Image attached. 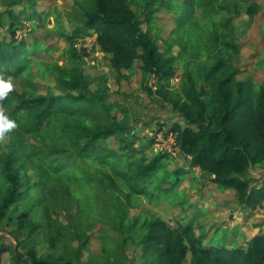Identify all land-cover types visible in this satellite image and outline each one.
<instances>
[{
    "label": "trees",
    "instance_id": "trees-1",
    "mask_svg": "<svg viewBox=\"0 0 264 264\" xmlns=\"http://www.w3.org/2000/svg\"><path fill=\"white\" fill-rule=\"evenodd\" d=\"M238 1L247 5L245 13L251 16L256 13L251 0ZM19 2L22 0H6L10 5ZM168 2L144 0V7L148 9L145 18L140 20L128 0H75L80 17L72 31L64 35L69 44L65 53L69 65H51L55 71L56 93L23 95L13 86H0V127L22 129L35 137L47 132L51 140L64 142L25 158L35 161L41 172L51 171L57 175L61 179L60 184L77 182L78 176L69 171V161L90 159L98 166L95 175L98 184L114 194L107 206L114 221L112 227L118 231L127 217V209L135 206L136 196L152 201H158L160 195L169 196L188 171L178 167L165 174L161 164L169 153L165 149L147 161L142 156L139 160L129 161L126 169L120 168L113 159L118 156L117 151L102 144L106 139L126 132L127 137H120V148H130L133 140L127 127L137 122L151 125L153 120L148 116L134 117V121L120 118L112 111L116 101L110 98L109 86L105 83L104 87L90 88L81 67L83 55L74 47L75 39L88 35L90 31L96 34L95 42L100 51L108 55L109 67L115 72L116 79L122 76L123 70L130 69L136 60H140V70L148 74L144 89L163 103L170 104L182 117L183 124L176 122L169 127L156 119L153 133L148 137L150 145L159 132L176 134L173 147L187 162L188 170L197 168L202 177L218 187L233 188L236 201L242 206L254 208L264 202V174H248L251 168L264 162V84L255 89L251 81L236 78L239 70L227 56L229 52L239 51L231 41V18L214 19L227 12L228 6L222 0H181L178 3L181 11L177 18L179 29L196 18L199 9L200 19L208 31L206 45L215 48V43H220L222 47L216 46L213 63L202 71L205 83L212 91L210 109L203 99L208 92L206 86L203 84L197 90L191 73L185 74L184 99L171 96L166 87L175 76V57L165 56L159 51L157 37L149 25L153 14L166 7ZM232 7L234 13H240L237 2ZM31 16L42 23L43 17L38 12L32 11ZM18 27L14 24L12 32ZM25 51L24 39H0V73L8 79L17 77L26 65L22 56ZM221 51L226 53V57L221 55ZM149 79H154V88L148 85ZM83 118L91 119L92 124L87 125ZM17 150L12 148L3 159L7 187L0 197V222L5 218L11 220L8 214L17 209V202L24 191V184L14 167ZM160 173L165 175L157 177ZM153 179L154 185L150 188ZM163 182H168L169 186L161 185ZM153 189L159 194H155ZM74 202L72 208L78 213L89 210L93 204L88 197H77ZM28 210L18 215L20 223L29 221ZM185 219L182 215L171 224L159 216L145 217L140 222L137 217L133 218L129 227L138 224L144 231L138 243L149 264H264V233L252 236L246 246L205 244L202 234L195 232L197 224H193V219L183 222ZM53 239L49 238L50 245L55 246ZM8 250L1 241L0 261ZM11 256L12 264H81L67 256L39 255L30 247L20 252L15 246Z\"/></svg>",
    "mask_w": 264,
    "mask_h": 264
},
{
    "label": "rangeland",
    "instance_id": "rangeland-1",
    "mask_svg": "<svg viewBox=\"0 0 264 264\" xmlns=\"http://www.w3.org/2000/svg\"><path fill=\"white\" fill-rule=\"evenodd\" d=\"M128 1L137 17L143 20L148 9L144 7V0ZM168 1L166 7L153 14L149 25L151 32L157 37L159 51L165 56L175 57V76L166 87L171 96L184 99L185 74L191 73L197 90L203 84L206 86L208 92L203 95V99L211 109L212 91L209 84L205 83L202 71L213 63L218 47H222L220 43H215V48L219 45L216 49L213 45H206L205 36L208 31L200 19L199 9L196 11V18L187 21L179 29L177 18L181 11L178 3L181 0ZM222 1L228 6V11L214 19L231 18V41L239 50L238 53L229 52L227 56L239 70L236 78L251 81L257 89L264 84V65L260 64L264 63V0H251L257 9L252 16L244 12L247 6L244 3L238 0ZM235 2L241 9L238 14L233 11ZM32 11L42 15V23L31 16ZM79 17L75 0H22L12 5L6 3V0H0V39H24L26 42V51L22 55L26 59L24 70L12 79L6 78L1 72L0 86H13L23 95H42L49 91L56 93L55 71L51 69V65H69L65 54L69 44L64 35L72 31ZM14 24L19 27L12 32ZM142 26L146 28L144 22ZM75 43L86 46L75 49L83 55L81 67L89 80L90 88L104 87L105 83L109 86L110 98L116 101L112 110L114 113L119 114L122 119L133 120L134 117L148 116L153 120L151 125L137 122L130 128L127 127L133 140L130 148H120V137H127L126 132L110 137L102 144L117 151L118 156L113 159L120 168L126 169L129 161L139 160L142 156L146 161L149 160L159 152V149L154 150L155 144L150 145L148 141L153 133L155 120L159 119L169 127L176 122L183 124L182 117L170 104L163 103L144 89L143 83L148 74H143L140 70V60H136L130 69L123 70L122 76L116 79L115 72L109 67L108 55L97 47L92 31L75 39ZM221 55L226 57L223 51ZM148 85L154 88V79H149ZM82 121L87 125L92 124L89 118H83ZM158 136L162 141L163 136ZM173 143V136L170 135L161 144L169 152L161 160L163 171L168 174L183 167L188 172L169 196L160 195L158 201L136 196L133 201L135 206L127 209V217L118 231L112 227L114 221L109 216L107 206L114 194L98 184L95 177L98 166L95 163L83 158L69 161V171L78 176L77 182L60 184L61 179L57 175L51 171L41 172L35 166V161L25 157L36 151L47 150L51 145L60 146L64 144L62 140H51L47 132L41 137H35L22 129L0 127V197L7 187L3 159L5 153L12 148L18 149L15 152L18 158L15 159L14 167L24 184L17 209L8 210L11 220L5 218L0 222V242L4 241L9 249L1 257L0 264L13 263L11 255L15 246H18L20 252L30 247L39 255L67 256L81 264H149L148 258L142 256L138 243L144 231L138 224L129 227L135 217L140 222L145 217L159 216L172 224L175 219L185 215L183 222L193 219V224H197L195 232L202 234L205 244L246 246L252 236L264 232V202L254 208L242 206L236 201L233 188L218 187L202 177L197 168L188 170L187 162L176 153ZM156 147L159 148V145ZM258 165L259 167L251 168L248 174H264V162ZM153 183L154 179L150 188ZM161 185L169 186V183L163 182ZM153 192L159 194L156 189ZM77 197H88L93 203L92 207L76 212L72 207ZM27 209H30V219L20 223L18 215ZM54 233L56 235L53 237ZM50 237L56 241L55 246L50 245Z\"/></svg>",
    "mask_w": 264,
    "mask_h": 264
},
{
    "label": "built area",
    "instance_id": "built-area-1",
    "mask_svg": "<svg viewBox=\"0 0 264 264\" xmlns=\"http://www.w3.org/2000/svg\"><path fill=\"white\" fill-rule=\"evenodd\" d=\"M82 46H84V47H86L85 45H81V44H74V47L77 49V50H79ZM159 134H161L162 136H163V139H162V141H160L159 140ZM173 136V140H174V143H173V146L176 144V134H167V135H164L162 132H160V133H157V135H156V139H155V141H154V143L153 144H155L154 145V150L155 151H157L158 149H159V151H162V150H166V148H162L161 147V144H162V142L164 141V139H167L168 138V136ZM156 145H159V148H157L156 147ZM168 151V150H167Z\"/></svg>",
    "mask_w": 264,
    "mask_h": 264
},
{
    "label": "crops",
    "instance_id": "crops-1",
    "mask_svg": "<svg viewBox=\"0 0 264 264\" xmlns=\"http://www.w3.org/2000/svg\"><path fill=\"white\" fill-rule=\"evenodd\" d=\"M95 35H96V34H95V33H93V36H94V37H95ZM97 47H98V46H97ZM98 48H99V47H98ZM263 233H264V232H263Z\"/></svg>",
    "mask_w": 264,
    "mask_h": 264
}]
</instances>
